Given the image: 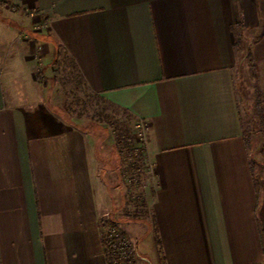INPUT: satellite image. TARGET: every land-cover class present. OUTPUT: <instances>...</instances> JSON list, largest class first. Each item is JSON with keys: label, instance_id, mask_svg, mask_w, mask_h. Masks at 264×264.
<instances>
[{"label": "crops", "instance_id": "1", "mask_svg": "<svg viewBox=\"0 0 264 264\" xmlns=\"http://www.w3.org/2000/svg\"><path fill=\"white\" fill-rule=\"evenodd\" d=\"M245 37L264 110V0H0V264H108L102 216L125 222L118 154L39 83L62 53L147 124L143 259L264 264V149L254 161L236 79Z\"/></svg>", "mask_w": 264, "mask_h": 264}, {"label": "rangeland", "instance_id": "2", "mask_svg": "<svg viewBox=\"0 0 264 264\" xmlns=\"http://www.w3.org/2000/svg\"><path fill=\"white\" fill-rule=\"evenodd\" d=\"M29 28L31 29V26ZM241 44L236 79L240 85L239 94L247 116L246 120L250 121L252 157L254 161H257L260 159L259 152L264 149V110L263 106L259 108L255 105L256 92L262 88V81L255 63L248 53L250 42L247 37L241 40ZM33 57L38 58L37 50L33 53ZM36 64L37 67L41 65L39 60H36ZM38 74H40L39 83L49 94V103L55 107V110L66 119L90 130L98 139L102 141L106 139L107 146H104L103 153H107L112 158L116 156V153L118 154L123 171L117 183L118 188L123 190L124 202L119 208L120 212L115 215L121 216L122 223L125 221L122 226L118 225V227L132 242L136 243L137 251L140 254L137 264H148L143 259L144 257L148 258L145 251L142 250L144 247L140 246L138 241L139 237L145 233L144 226L140 224V229L134 227L136 222L142 223L143 221H147L153 227L152 215L147 209L145 200L144 187L147 179L138 182L128 181L130 173L134 171L130 168L129 163L136 161L137 157L133 154V161L129 160L127 151L133 150L134 153L143 149V143L137 135L135 125L137 119L126 110L117 107L92 91L73 60L66 53H62L61 57L55 61V70L52 74L47 75L44 72ZM136 162V165L132 167L137 168L138 173L143 171L144 177H147L145 171L147 166L144 160L141 163ZM257 171L259 175L258 166ZM258 183L259 186L262 183L259 178ZM262 188L263 185H261ZM151 242L146 238L145 246L149 254L154 255Z\"/></svg>", "mask_w": 264, "mask_h": 264}, {"label": "built area", "instance_id": "3", "mask_svg": "<svg viewBox=\"0 0 264 264\" xmlns=\"http://www.w3.org/2000/svg\"><path fill=\"white\" fill-rule=\"evenodd\" d=\"M135 125L137 135L144 147L147 143V124L143 120L137 119ZM133 154L137 157L136 161L141 163L144 160L146 165L143 149L137 150L134 153L133 150H128L127 155L131 161L134 158ZM136 161L129 163L130 168L134 169L128 177L129 182L143 181L145 178H148L144 177L145 173L143 171L138 173L137 168H133L137 163ZM145 171L148 176L147 167ZM102 225L103 244L108 264H137V259L140 258V254L137 251L136 243L132 242L125 233L121 232L118 225L110 218L109 213L102 216Z\"/></svg>", "mask_w": 264, "mask_h": 264}, {"label": "trees", "instance_id": "4", "mask_svg": "<svg viewBox=\"0 0 264 264\" xmlns=\"http://www.w3.org/2000/svg\"><path fill=\"white\" fill-rule=\"evenodd\" d=\"M262 154L264 156V150H262ZM262 236H263L262 243H263V249H264V231L262 233ZM156 243H157L158 251L160 252V241L158 240V237L156 238Z\"/></svg>", "mask_w": 264, "mask_h": 264}, {"label": "water", "instance_id": "5", "mask_svg": "<svg viewBox=\"0 0 264 264\" xmlns=\"http://www.w3.org/2000/svg\"><path fill=\"white\" fill-rule=\"evenodd\" d=\"M148 262V264H152L150 260H146Z\"/></svg>", "mask_w": 264, "mask_h": 264}]
</instances>
